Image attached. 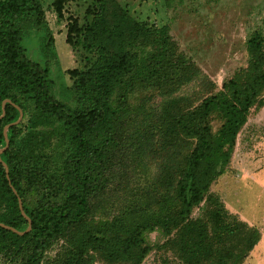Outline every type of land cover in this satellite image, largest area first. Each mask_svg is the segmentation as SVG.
<instances>
[{
    "label": "trees",
    "instance_id": "16d2710c",
    "mask_svg": "<svg viewBox=\"0 0 264 264\" xmlns=\"http://www.w3.org/2000/svg\"><path fill=\"white\" fill-rule=\"evenodd\" d=\"M70 2L53 0L52 7L62 17ZM97 2L82 32L68 16L66 43L76 45L80 31L84 45L97 51L90 68L68 70L80 98L70 107L50 92L47 70L20 44L28 13L40 21L41 3L0 0V148L4 126L19 116L15 105L23 109L9 91L33 104L26 123L9 127L0 153L8 168L0 161V222L11 227L0 226V250L28 248L24 264H141L153 249L165 263L243 264L260 233L227 215L211 185L228 168L249 113L264 105V36L248 39L247 66L218 89L179 54L165 27L157 31L163 32L158 44L116 0ZM131 43L158 46L139 71ZM140 75L155 93L131 103ZM5 99L10 102L2 108ZM214 116L221 122L216 131ZM66 132L74 144L66 179L57 180L61 196L30 208L20 179L34 181L43 172L52 140L60 146ZM18 198L31 221L27 231ZM152 232L160 237L153 244ZM55 239L62 242L45 262Z\"/></svg>",
    "mask_w": 264,
    "mask_h": 264
},
{
    "label": "rangeland",
    "instance_id": "374dc122",
    "mask_svg": "<svg viewBox=\"0 0 264 264\" xmlns=\"http://www.w3.org/2000/svg\"><path fill=\"white\" fill-rule=\"evenodd\" d=\"M52 1L39 0L43 8L39 22L34 20L38 16L35 12L28 13L20 44L28 59L47 70L50 92L68 106L75 107L80 98L68 70H86L97 58V51L84 45L80 33L85 24L91 22V13L97 10L98 2L71 0L65 6L63 16L59 17L52 7ZM116 1L131 20L152 35L158 44L162 43L163 32L160 34L157 31L165 27L179 54L207 74L218 89L238 68L247 66L250 60L248 39L256 33L264 36V0ZM70 15L78 19L81 27V32L74 38L77 42L74 46L65 41ZM128 48L137 54L134 71H139L158 46L155 44L143 48L131 43ZM142 78L143 75H140L134 83V91L129 94L131 103L155 93ZM9 92L23 105V115L19 121L23 125L33 110V104L16 90L11 89ZM154 100H158V97H154ZM220 123L216 116L212 117V130L216 131ZM39 129L45 130L43 127ZM66 133L62 135L60 146H56L57 138L52 140L51 147L47 149L49 157L44 159L42 165L43 172L34 181L25 177L20 179L30 208L39 201H58L61 196L57 180L66 179L64 165L74 144L73 134ZM211 191L217 193L227 215L256 228L260 233L259 241L243 264H264V105L249 113L231 150L228 168L213 182ZM158 240L160 237L157 232L148 235L151 244ZM61 242L60 239L52 242L44 252L43 261L54 257ZM27 253L28 248L16 253L4 248L0 250V264H24ZM141 264L174 262L169 259L165 263L163 257L153 249Z\"/></svg>",
    "mask_w": 264,
    "mask_h": 264
},
{
    "label": "water",
    "instance_id": "95a60500",
    "mask_svg": "<svg viewBox=\"0 0 264 264\" xmlns=\"http://www.w3.org/2000/svg\"><path fill=\"white\" fill-rule=\"evenodd\" d=\"M9 102H10V100L5 99V100L2 102V108L4 107V105H5L6 103H9ZM15 107H16V108L18 109V111H19V116H18V118H17L15 121H13V122H11V123H8V124H6V125L4 126V128H3V135H4V139H5V145H4L3 147L0 148V153L8 147L9 139H8L7 131H8V129H9V127L12 126V125H16V124H18L19 121H20L21 118H22V115H23V112H22V110L20 109V107L17 106V105H15ZM1 116H2V115H0V117H1ZM0 161L2 162V164H3V166H4L5 172L8 173L7 165L1 160V158H0ZM7 176H8V175H7ZM14 192H15V191H14ZM18 204H19V208H20V211H21L22 215L28 220V227H27V229H26V231H27V230L30 229L31 221H30L29 217L25 214V212H24V210H23V207H22V201H21L20 198H18ZM0 226H2V227H4V228H7V229H11V227H9L8 225H5V224H3V223H1V222H0ZM19 233H23V232H19Z\"/></svg>",
    "mask_w": 264,
    "mask_h": 264
}]
</instances>
